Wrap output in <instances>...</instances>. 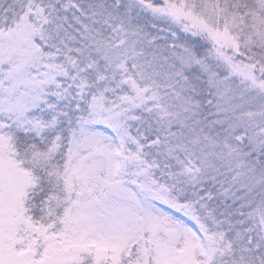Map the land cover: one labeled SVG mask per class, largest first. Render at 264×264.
Wrapping results in <instances>:
<instances>
[{"label":"snow or ice","instance_id":"snow-or-ice-1","mask_svg":"<svg viewBox=\"0 0 264 264\" xmlns=\"http://www.w3.org/2000/svg\"><path fill=\"white\" fill-rule=\"evenodd\" d=\"M0 264H264V0H0Z\"/></svg>","mask_w":264,"mask_h":264}]
</instances>
